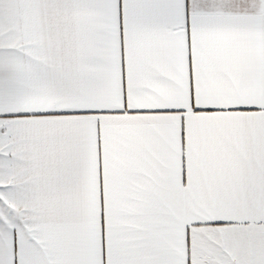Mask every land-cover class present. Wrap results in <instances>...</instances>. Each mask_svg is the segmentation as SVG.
<instances>
[{"label":"snow or ice","instance_id":"1","mask_svg":"<svg viewBox=\"0 0 264 264\" xmlns=\"http://www.w3.org/2000/svg\"><path fill=\"white\" fill-rule=\"evenodd\" d=\"M0 264H264V0H0Z\"/></svg>","mask_w":264,"mask_h":264}]
</instances>
